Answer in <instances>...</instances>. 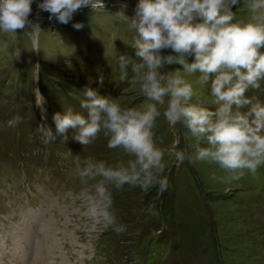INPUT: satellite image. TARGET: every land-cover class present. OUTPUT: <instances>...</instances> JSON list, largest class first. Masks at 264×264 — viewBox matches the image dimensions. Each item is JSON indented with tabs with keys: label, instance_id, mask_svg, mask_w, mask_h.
Instances as JSON below:
<instances>
[{
	"label": "rangeland",
	"instance_id": "obj_1",
	"mask_svg": "<svg viewBox=\"0 0 264 264\" xmlns=\"http://www.w3.org/2000/svg\"><path fill=\"white\" fill-rule=\"evenodd\" d=\"M97 3L105 8H84L67 25L41 11V30L0 33V264H264V166L225 184L215 164H179L166 155V189H111L124 233L93 227L81 215L78 196L86 186L75 176L77 157L111 162L121 151L109 149L103 134L82 146L73 129L62 142L54 114L68 107L84 112L86 87L129 105L142 99L120 81L117 63L119 54L135 58L133 33L122 17L133 14L137 0ZM32 9L35 22V2ZM234 11L249 15L243 6ZM77 22L82 29L73 27ZM198 91L210 102L206 89ZM248 95L264 101V82ZM14 116L21 122L8 127ZM39 128L55 139L46 143ZM156 133L165 147L180 135L163 118ZM195 144L181 138L180 147L194 152Z\"/></svg>",
	"mask_w": 264,
	"mask_h": 264
},
{
	"label": "clouds",
	"instance_id": "obj_2",
	"mask_svg": "<svg viewBox=\"0 0 264 264\" xmlns=\"http://www.w3.org/2000/svg\"><path fill=\"white\" fill-rule=\"evenodd\" d=\"M34 2L35 22L30 19ZM241 6L249 13L246 19L234 11ZM88 7L91 12L105 8L97 0H0V33L41 30V11L49 13V21L67 25ZM122 18L133 33L135 58L119 54V79L141 101L129 105L86 87L80 100L84 112L68 107L53 116L62 142L73 129L82 146L103 134L109 149L121 151L111 162L88 156L75 163V176L86 186L78 196L81 215L93 227L102 224L117 234L127 226L117 219L111 189H166V155L179 164H215L225 173L219 177L225 184L255 176L264 166V101L248 95L264 82V0H137L133 14L124 11ZM83 26L73 24L77 30ZM198 89L208 91L210 102ZM161 118L180 133L169 147L156 133ZM21 120L14 116L8 127ZM38 130L46 143L55 139L47 135L50 129ZM181 138L185 144L196 141L194 152L180 147Z\"/></svg>",
	"mask_w": 264,
	"mask_h": 264
},
{
	"label": "built area",
	"instance_id": "obj_3",
	"mask_svg": "<svg viewBox=\"0 0 264 264\" xmlns=\"http://www.w3.org/2000/svg\"><path fill=\"white\" fill-rule=\"evenodd\" d=\"M76 14H74V16H75Z\"/></svg>",
	"mask_w": 264,
	"mask_h": 264
}]
</instances>
